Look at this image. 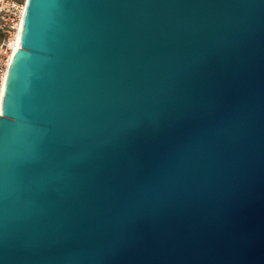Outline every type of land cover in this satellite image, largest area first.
I'll list each match as a JSON object with an SVG mask.
<instances>
[{"label": "water", "instance_id": "1", "mask_svg": "<svg viewBox=\"0 0 264 264\" xmlns=\"http://www.w3.org/2000/svg\"><path fill=\"white\" fill-rule=\"evenodd\" d=\"M0 114V264H264V0H28Z\"/></svg>", "mask_w": 264, "mask_h": 264}, {"label": "built area", "instance_id": "2", "mask_svg": "<svg viewBox=\"0 0 264 264\" xmlns=\"http://www.w3.org/2000/svg\"><path fill=\"white\" fill-rule=\"evenodd\" d=\"M28 0H0V104L22 26Z\"/></svg>", "mask_w": 264, "mask_h": 264}, {"label": "bare ground", "instance_id": "3", "mask_svg": "<svg viewBox=\"0 0 264 264\" xmlns=\"http://www.w3.org/2000/svg\"><path fill=\"white\" fill-rule=\"evenodd\" d=\"M20 48V35L18 36V39H17V44H16V46H15V48H14V52H16L18 49ZM1 104H0V114H1Z\"/></svg>", "mask_w": 264, "mask_h": 264}]
</instances>
